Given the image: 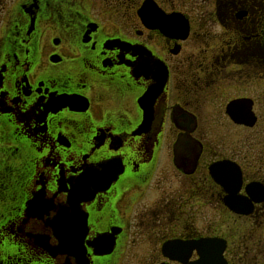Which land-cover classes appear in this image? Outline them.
I'll return each instance as SVG.
<instances>
[{
	"label": "flooded vegetation",
	"instance_id": "flooded-vegetation-1",
	"mask_svg": "<svg viewBox=\"0 0 264 264\" xmlns=\"http://www.w3.org/2000/svg\"><path fill=\"white\" fill-rule=\"evenodd\" d=\"M145 1L0 0V264H264V0Z\"/></svg>",
	"mask_w": 264,
	"mask_h": 264
},
{
	"label": "rangeland",
	"instance_id": "rangeland-1",
	"mask_svg": "<svg viewBox=\"0 0 264 264\" xmlns=\"http://www.w3.org/2000/svg\"><path fill=\"white\" fill-rule=\"evenodd\" d=\"M165 7L170 8L174 6L176 10L186 14L193 26H207L210 28L209 36L214 38L219 36L217 26L219 23H215L216 18L213 17V11H215V1L213 0H159ZM213 43V40H211ZM210 42V45H211Z\"/></svg>",
	"mask_w": 264,
	"mask_h": 264
},
{
	"label": "water",
	"instance_id": "water-1",
	"mask_svg": "<svg viewBox=\"0 0 264 264\" xmlns=\"http://www.w3.org/2000/svg\"><path fill=\"white\" fill-rule=\"evenodd\" d=\"M158 11L160 10L156 7V5L152 0H146L144 4H142V8L140 9L139 15L143 22H148V23L151 21L156 22V20L160 22V18L162 17L165 19V22L173 21L174 24L177 23L180 33L179 38L184 39L189 29V24L187 23L188 20L185 18V16L178 12L173 13L169 16H165L164 14H162V12H158ZM240 14L241 13H239L238 17H240ZM159 22L157 24L158 27L160 26L159 24H161Z\"/></svg>",
	"mask_w": 264,
	"mask_h": 264
},
{
	"label": "trees",
	"instance_id": "trees-1",
	"mask_svg": "<svg viewBox=\"0 0 264 264\" xmlns=\"http://www.w3.org/2000/svg\"><path fill=\"white\" fill-rule=\"evenodd\" d=\"M215 1V8L218 10H229L237 7L240 0H213Z\"/></svg>",
	"mask_w": 264,
	"mask_h": 264
},
{
	"label": "snow or ice",
	"instance_id": "snow-or-ice-1",
	"mask_svg": "<svg viewBox=\"0 0 264 264\" xmlns=\"http://www.w3.org/2000/svg\"><path fill=\"white\" fill-rule=\"evenodd\" d=\"M100 243H102V241Z\"/></svg>",
	"mask_w": 264,
	"mask_h": 264
}]
</instances>
